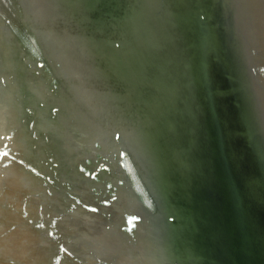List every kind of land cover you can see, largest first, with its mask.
<instances>
[{
    "label": "water",
    "instance_id": "obj_1",
    "mask_svg": "<svg viewBox=\"0 0 264 264\" xmlns=\"http://www.w3.org/2000/svg\"><path fill=\"white\" fill-rule=\"evenodd\" d=\"M0 264H264V0H0Z\"/></svg>",
    "mask_w": 264,
    "mask_h": 264
}]
</instances>
